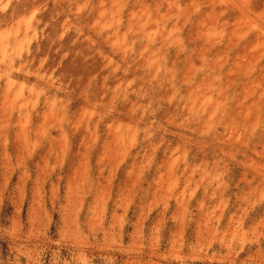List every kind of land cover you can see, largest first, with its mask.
Wrapping results in <instances>:
<instances>
[{
  "label": "rangeland",
  "instance_id": "rangeland-1",
  "mask_svg": "<svg viewBox=\"0 0 264 264\" xmlns=\"http://www.w3.org/2000/svg\"><path fill=\"white\" fill-rule=\"evenodd\" d=\"M0 264H264V0H0Z\"/></svg>",
  "mask_w": 264,
  "mask_h": 264
}]
</instances>
